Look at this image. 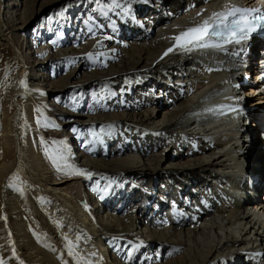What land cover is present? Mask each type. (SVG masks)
<instances>
[{
  "label": "bare ground",
  "instance_id": "obj_1",
  "mask_svg": "<svg viewBox=\"0 0 264 264\" xmlns=\"http://www.w3.org/2000/svg\"><path fill=\"white\" fill-rule=\"evenodd\" d=\"M231 1L0 0V52L16 62L0 76V259L264 264V198L249 190L244 129L236 116L213 117L240 63L214 49L170 46L172 35ZM57 6L54 21L71 39L37 48L41 36L34 31L31 43L27 25ZM53 63L63 77L43 72ZM70 96L81 105L57 103ZM43 120L46 136L74 129L62 137L76 149L73 160L61 151L65 168L41 151ZM257 144L260 187L264 140Z\"/></svg>",
  "mask_w": 264,
  "mask_h": 264
},
{
  "label": "rangeland",
  "instance_id": "obj_2",
  "mask_svg": "<svg viewBox=\"0 0 264 264\" xmlns=\"http://www.w3.org/2000/svg\"><path fill=\"white\" fill-rule=\"evenodd\" d=\"M14 1V0H13ZM16 1V0H15ZM18 1V0H17ZM20 2H25V0H19ZM54 7V6H53ZM58 8V9H56ZM59 9L60 7H55L53 9H51V12L50 10L49 11H46L45 14L41 17V18H38V19H35V16L29 21V24L27 25V30H31L27 36V38H29V40L31 41L32 40V36L34 34V31L37 32L41 37H37L36 39H38L37 41V48L41 47V46H48V45H53V44H56V42L60 39H63V40H68L70 37H69V32L65 29V30H62L61 28V25H58L55 23L54 19H57V14L59 12ZM60 13V12H59ZM14 15V14H13ZM15 19H17V17L15 16ZM53 20V21H52ZM40 21V22H39ZM72 21H75V19H73ZM70 22L71 24L73 22ZM48 23H51V27L52 29L50 30L51 32H48L46 29H48L49 27L47 26ZM143 29H147L149 31H152L154 29H151L149 24L146 23L145 25H143L142 27ZM35 33V34H37ZM40 38V39H39ZM55 39V40H54ZM71 39V38H70ZM53 40V41H52ZM55 41V42H54ZM41 42V43H40ZM32 43V41H31ZM0 46H4V43L0 42ZM46 46V47H47ZM38 53H40L39 50H36V55L38 56ZM5 55H9V62H6L4 61V56ZM11 63L12 64H16L15 62V59H13V55L9 52L7 53H1L0 52V76L3 74V71L6 69V66L7 64L9 65ZM19 68V67H17ZM52 68V69H51ZM54 68V69H53ZM56 70V71H55ZM44 73H46L47 75H50L51 73L53 74L54 76V79H59L60 77H63L65 74H66V71L64 69V66H61V64H57V63H53L51 66L49 67H46L45 70H43ZM57 77V78H56ZM247 91V90H246ZM251 92V90H249ZM70 98V100H69ZM65 99V100H64ZM64 102H62L63 100L61 99H57V103H59L60 105H66L68 107L71 106V109H75L77 108L79 105H81V101H79L78 99H76V97H67V98H64ZM52 99L51 100H47L45 102H47L48 106L49 105H52ZM70 104V105H69ZM83 105V104H82ZM165 108V107H163ZM67 109V108H65ZM66 111V110H65ZM2 113V110L0 108V115ZM65 115H63L64 117L65 116H68V114L66 112H64ZM62 117V116H61ZM23 119L20 120V122L22 123ZM44 122L46 123L45 120H43L41 123H39L38 125L40 127H37L39 130V132L42 133V137H41V144H40V147H41V151L42 153L47 157L49 158V155L48 154H51L53 156V158H55L57 160V163L59 165V167H61L62 165V168H65V164H66V157H68L69 159L73 160V154L76 153V149H72L74 148V144L71 143H66V141H63L62 140V137L66 140V138L68 137H72L74 135V129L71 128V126L69 124L65 125V132H58V133H50L47 134V136L44 134V132L47 130V129H44ZM43 126V127H42ZM41 128V129H40ZM46 128V127H45ZM2 129V128H1ZM71 129V130H70ZM54 131V130H53ZM67 131V132H66ZM71 132V133H70ZM88 132V133H87ZM86 133L88 135L91 134V131L90 130H87ZM65 135L67 137H65ZM60 136V139H59V142H62V143H51L50 142V139H52L53 137H59ZM58 142V141H57ZM71 146H70V145ZM45 145V146H44ZM68 146V147H67ZM51 147V148H50ZM67 147V148H66ZM71 147V148H70ZM69 148V149H68ZM43 149V150H42ZM67 149V150H66ZM1 150H2V147H0V156H1ZM69 150V151H68ZM62 151V153L66 156H64L63 154H60ZM70 152V153H69ZM61 157H63L61 159ZM72 157V158H71ZM65 160V161H64ZM52 160H50L51 162ZM52 164V167H53V161L51 162ZM61 174H62V171H61ZM88 192V190H87ZM261 197L264 198V195L261 194ZM260 198V197H259ZM44 243V242H43ZM120 246H116L114 243H111L110 244V251H112L111 253L114 254V255H118V251H119V248ZM115 248V249H114ZM5 264H8V262H5Z\"/></svg>",
  "mask_w": 264,
  "mask_h": 264
},
{
  "label": "snow or ice",
  "instance_id": "obj_3",
  "mask_svg": "<svg viewBox=\"0 0 264 264\" xmlns=\"http://www.w3.org/2000/svg\"><path fill=\"white\" fill-rule=\"evenodd\" d=\"M229 18H232L230 22ZM214 19L216 23L211 27V30L209 21L206 20L202 25L189 28L186 32L181 33L180 36L175 37L174 39L178 42L183 41L182 43H178V46L186 47L187 45L194 44L202 48H220L226 43H240L257 27H264V11L260 9L232 6L226 12L215 13ZM214 38H219V42L214 41ZM169 51H171V49H169ZM21 83L23 84L24 82L21 81ZM55 143L62 142L58 141ZM62 158L63 157H61V159ZM53 163L57 164L55 158H53ZM57 167H59L58 164ZM76 174L87 175L88 178L91 179L90 173L77 170ZM13 179H17V177L13 176ZM65 239H67V237H65ZM69 245V255H72V248L74 246L71 245V241H69ZM13 254L15 255L14 249ZM0 264H5V261L0 259ZM21 264H23V261H21Z\"/></svg>",
  "mask_w": 264,
  "mask_h": 264
}]
</instances>
